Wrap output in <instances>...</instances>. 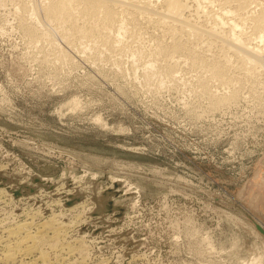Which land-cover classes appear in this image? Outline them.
<instances>
[{"label":"rangeland","instance_id":"1","mask_svg":"<svg viewBox=\"0 0 264 264\" xmlns=\"http://www.w3.org/2000/svg\"><path fill=\"white\" fill-rule=\"evenodd\" d=\"M22 1H0V257L7 228L34 216L59 223V237L51 222L39 245L53 264H264L263 69L224 104L212 91L234 86L211 79L203 94L186 65L176 86L153 89L145 57L134 65L120 48L97 57L40 19L41 0ZM191 1L186 14L200 22ZM139 19L142 38L129 44L170 42L154 17ZM34 22L57 48L28 33ZM220 42L208 57L221 56ZM38 253L27 259L43 264Z\"/></svg>","mask_w":264,"mask_h":264},{"label":"bare ground","instance_id":"2","mask_svg":"<svg viewBox=\"0 0 264 264\" xmlns=\"http://www.w3.org/2000/svg\"><path fill=\"white\" fill-rule=\"evenodd\" d=\"M156 1L160 4L159 0ZM22 2H24V0ZM213 2H216L215 5H219V10L216 6H213L214 8L212 10L216 11L217 9V11L211 16V19H213L214 22L212 23L213 25L210 24L212 26L209 27L204 24V20L208 19L211 15L209 11V3L211 5ZM229 2L233 3V5H230ZM25 3L26 5L24 4V6L26 8L28 2ZM191 3L192 1L190 2V0H162V4H160L161 7L158 6V8L156 2H153V0H41L39 3L36 2V12L39 13V17L44 23L53 26L54 32H57L63 40L67 39L70 43V40L78 39L83 43V48L86 46H89L91 49L94 48L95 56L97 57H100L104 53V50H109L110 52L112 50H117L116 48H120L121 51L125 50L132 55L134 65H138L141 60L144 61L147 59L143 63L144 76L150 87L151 85H154L153 89L160 85H164L165 82L174 85L177 80H183L180 75L178 76L181 78L177 76V73L183 70V65H186L197 69V72L194 70L196 72V74L194 73L196 75L194 76V78L196 77L194 80L195 82H192L194 84L197 83V85L200 86L201 90L204 92L203 94L207 95L212 91V88H210L211 79L216 80V82L219 83L218 85L221 86L222 84H225V86L227 84L233 85L234 87L232 88L227 87L228 89L226 88L227 90L225 89V92H223V89L221 88V91L223 92L220 91L221 94H219L220 92L213 93L215 90H220L219 87L217 89L215 88L211 95L213 96L211 100H213L215 105L229 103L237 97L238 92L240 91L237 89V85L245 82L244 80L246 79L250 80V78H252L253 80L259 78L258 74L261 69H263L264 72V0H194L196 7L193 12L197 15V19L198 16L199 18L202 17V21L200 22L195 21L192 19L194 17L191 18L186 14L187 9H190L191 7ZM210 7L212 8V6ZM30 8L32 14H34L31 5ZM20 10H22V8ZM31 10L29 9L28 11L30 12ZM141 16L144 19L146 18L148 22H151L154 17L155 20L152 22L155 23L154 21H156V23L162 27L164 34L171 39L170 42L168 43L166 40L167 42L165 41L163 44L162 40H165V35L163 36L162 34L161 36L164 38L161 41L158 39L159 41L155 45H150L151 48H146V46L143 45L134 47L132 46V40H129L132 45L129 44L128 39L126 40V38L134 39L136 35L140 39L142 38L141 27H138V21H140L139 18ZM33 18L36 22L34 15ZM33 18H31V20H33ZM35 22L34 24L36 25ZM246 22H250V25H248V27H250L249 30H247L244 25ZM35 25L23 28H25L28 33L36 39L40 36L41 39L49 40L52 45H57L54 40L51 41V36L48 31L42 29L40 31L39 27ZM138 37L134 40H139ZM86 38H91L93 44H87L84 40ZM214 39L221 41L222 54L221 56H216L220 53L216 55L213 54L211 55L212 57H208L205 50L207 52L209 51L207 46L210 47ZM253 39H259V41L257 40V42L253 44L251 42V40L254 41ZM139 43L141 44V40ZM55 45L53 46L55 47ZM55 48H57V46ZM217 48L218 47H216V49ZM218 49L221 50V48ZM230 49L232 53L229 52ZM56 54H59L57 55V59L61 62L70 59L67 52L60 51ZM181 54H184V56ZM146 56L149 58H146ZM143 57H145V59H143ZM182 62H184V64ZM235 68L242 69L243 73L235 74L233 71ZM185 69L186 67L184 70ZM188 70H191V68ZM263 80L261 78V81ZM256 81H258V79ZM261 81L258 82L259 85ZM183 84L184 83L182 82V85ZM213 84L217 86V83L214 82ZM262 84L264 85V82ZM189 87L190 86L187 88ZM193 87L194 86H192V88ZM196 89L194 91H196ZM256 90L258 89L256 88ZM155 92L157 91L155 90ZM258 92H260V90ZM111 177L113 181H119L118 176L112 175ZM33 217L34 216H31L26 220L24 219L25 221L16 223L13 226H7L6 234L4 233L5 237L1 239L3 242L0 257L1 262L7 263L9 261H21L22 264L23 262H25V264H34L36 261H32V257L31 261L27 258L39 252L40 255L39 253L38 255L43 260V264H53V261L51 262L49 258L46 257L45 254L47 253H44L41 249L39 250V245L44 239L46 235L45 233H47L46 231L49 230V227L47 229V225L51 222L55 226L54 233L59 237V223L57 226L52 219H50L51 221H48V224L46 222L47 219L45 222L39 223L35 222ZM48 235L50 236V234ZM258 255L259 253L257 254V257ZM254 258H256V256ZM254 258L253 260H255Z\"/></svg>","mask_w":264,"mask_h":264},{"label":"water","instance_id":"3","mask_svg":"<svg viewBox=\"0 0 264 264\" xmlns=\"http://www.w3.org/2000/svg\"><path fill=\"white\" fill-rule=\"evenodd\" d=\"M256 225H257V227L261 230V232L264 233V228H263L259 223H257Z\"/></svg>","mask_w":264,"mask_h":264}]
</instances>
